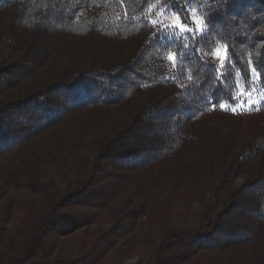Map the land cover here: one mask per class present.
Instances as JSON below:
<instances>
[{
	"label": "trees",
	"instance_id": "16d2710c",
	"mask_svg": "<svg viewBox=\"0 0 264 264\" xmlns=\"http://www.w3.org/2000/svg\"><path fill=\"white\" fill-rule=\"evenodd\" d=\"M257 66L264 0H0V264H264V108L219 106Z\"/></svg>",
	"mask_w": 264,
	"mask_h": 264
},
{
	"label": "rangeland",
	"instance_id": "374dc122",
	"mask_svg": "<svg viewBox=\"0 0 264 264\" xmlns=\"http://www.w3.org/2000/svg\"><path fill=\"white\" fill-rule=\"evenodd\" d=\"M191 11L189 10L187 14L188 22L195 30L196 28V23L195 20H200L202 21V15L198 12V10H195V17L193 18L191 15ZM160 23L165 26L171 28L172 25L178 24L179 22L176 19V16L172 12H166V11H161V20ZM220 51L221 54L223 55V50H224V45L219 44L217 48L211 53V54H206L203 53V57L206 61L209 62H214L219 65H222V61L220 59H217L216 57V52ZM239 101V104H243L244 107L241 108L239 104L237 103ZM259 102V103H257ZM249 103H251V108L249 107ZM226 110L229 111L232 114V108L235 106L237 108V111L234 115L242 117L245 116L249 113H253L255 111H258L262 108H264V87L259 85V82L257 79L254 80V82L249 85V86H244L242 83H239L237 93H236V101L234 104H224ZM243 182V178L239 177L237 180V184L241 185ZM184 211V208L181 206V204L177 205L172 209V214H177L180 215ZM107 227L105 226V223L103 224H95L89 227V232L90 234H94L98 230H105ZM75 236H72V238H64V242L68 241L70 239H73ZM64 249V245L60 244L57 248V251H61ZM147 259V254L143 249H137L133 250L128 258H126L123 261V264H138L140 262H146ZM106 262V260L104 261Z\"/></svg>",
	"mask_w": 264,
	"mask_h": 264
},
{
	"label": "snow or ice",
	"instance_id": "6c2138e0",
	"mask_svg": "<svg viewBox=\"0 0 264 264\" xmlns=\"http://www.w3.org/2000/svg\"><path fill=\"white\" fill-rule=\"evenodd\" d=\"M187 2H191V0H187ZM180 9V5H176L173 8V12L176 16L177 21L179 22L178 24L172 25L171 28L175 29L176 31H179L180 33H182V36L179 39H184L185 37L187 38H191V39H195L197 33L203 37L205 35V33H210L212 26L210 25L209 21L211 19L212 16L217 15L218 13L216 12H211L209 13V15L207 17H205L202 21L200 20H195L196 23V28L195 30H193V28L191 27V25L188 22V17L185 16V13L189 12V9L184 8L182 11L179 10ZM191 15L194 18L195 17V9H192L191 11ZM167 30H171V29H165V31ZM157 39L160 38V33H157ZM170 39V38H169ZM185 48L188 47L187 44L183 45ZM216 57L217 59H220L222 61V65H216L213 64L211 65L212 68L216 69L217 73H218V79L220 80L221 85L223 84V81L225 79V77L228 75V73H220L219 69L221 66L223 67H231V65L228 63L229 59H234V57L232 56V51L231 48L228 45L224 46V50H223V55L221 54V52L218 50L216 52ZM170 59L173 62H177L179 60V55L178 54H174L173 56L170 57ZM201 63H206L205 61H201ZM260 72H264V68L261 67H251L250 68V72L248 77H246L247 80L252 81L253 77H252V73H255L257 78L260 75ZM233 99H235V97H233ZM210 106L213 108V110H215L217 103L218 102H212L209 101ZM239 104V101L237 102ZM259 103V102H257ZM219 106L221 107L222 110H226L225 105L220 103ZM239 106L241 108L244 107L243 104H239ZM249 107L251 108V103H249ZM237 111V108L234 106L232 108V112L235 114Z\"/></svg>",
	"mask_w": 264,
	"mask_h": 264
}]
</instances>
